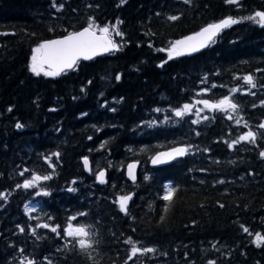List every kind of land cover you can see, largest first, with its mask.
Instances as JSON below:
<instances>
[{
  "label": "trees",
  "instance_id": "trees-1",
  "mask_svg": "<svg viewBox=\"0 0 264 264\" xmlns=\"http://www.w3.org/2000/svg\"><path fill=\"white\" fill-rule=\"evenodd\" d=\"M256 12L264 0H0V264H264V26L246 19ZM227 17L240 22L169 59ZM90 23L118 50L57 77L30 70L41 41ZM225 96L235 110L196 109ZM249 131L254 143H234ZM175 144L182 159L147 165ZM33 175L50 179L17 187ZM120 196L131 197L126 212ZM69 224L90 232L91 248L65 235ZM129 238L155 251L129 259Z\"/></svg>",
  "mask_w": 264,
  "mask_h": 264
},
{
  "label": "snow or ice",
  "instance_id": "snow-or-ice-1",
  "mask_svg": "<svg viewBox=\"0 0 264 264\" xmlns=\"http://www.w3.org/2000/svg\"><path fill=\"white\" fill-rule=\"evenodd\" d=\"M188 2V0H185ZM228 3H237L238 0H226ZM258 18V19H257ZM171 20L177 19L175 16L169 17ZM246 19L253 20L256 23H259L261 26H264V12H256L254 16L246 17ZM240 21L228 17L219 23L210 24L207 27L203 28L201 32L197 33L195 36H190L185 38V40L177 41L175 44L172 45L170 49H168L169 59L173 57V55H183L185 51L187 52H195L198 51L200 48L207 46L208 42L213 40V37L224 27H228L231 24L239 23ZM119 23V22H118ZM92 24H89V27L85 28L82 32L77 33H70L62 40H54L45 42L39 47L33 49V56H32V63L30 66V70L39 75L41 71H43V66L45 64L48 65L50 69H54L52 71H45L44 75L47 76H55L59 75L65 69L73 68L76 64L78 58L81 56L84 59H90L92 55H96L99 51H110V50H118V46L113 43V41L109 38V28L102 27L99 29L101 33L100 36H97L95 32L92 30ZM115 29V26H113ZM117 35H122L119 31H116ZM163 51V49H160ZM120 77L117 76V80ZM246 83L255 87L253 83V78L251 76H246L243 78ZM235 91V89H233ZM201 103L204 104L206 108L215 109L225 111L227 109L235 110L237 105L232 102V100L225 96L223 99L219 100L217 103H209L208 100H203ZM191 110V106L186 104L183 106V109L176 110L175 116L182 117L187 111ZM207 117H205L206 119ZM231 118V117H230ZM196 123V121H193ZM239 123V120H237ZM17 128L22 127V125L17 124ZM260 128H264V124L259 126ZM256 139V134L252 131L247 132L245 135L239 137L238 141H234V143H238L239 141H248L250 143H254ZM229 147H232V144H229ZM187 150L185 148H175L171 152L162 153L161 156L166 157L167 159H172L174 156H182L185 154ZM58 155V154H57ZM261 157H264V151L260 153ZM161 156H157L153 159L154 164L163 163L164 161L161 159ZM84 165L88 167V160L87 158L84 159ZM135 167V165H129L130 175H132L131 170ZM27 171V170H25ZM23 175V173H21ZM134 179L135 177L132 176ZM50 179L49 176H37L33 175L32 180H26L23 185H17V187H24L29 188L34 186L35 181L40 180H48ZM97 180L100 183H104V173L100 172L97 175ZM223 181H221L222 183ZM69 191H75V189H69ZM174 189H167L166 194L164 195L163 199L166 201H171L172 193ZM39 194V193H38ZM47 195V192L43 193ZM0 197H3V193H0ZM131 199L130 196H120L118 198L119 208L122 212H126L127 210V203ZM28 211H33L34 209H27ZM167 210V209H166ZM83 215V213L81 214ZM75 219V217H73ZM41 225H38L40 227ZM42 227L48 228L49 225L44 224ZM244 232H248V228L241 225ZM53 232L56 231V228H51ZM23 231V229H21ZM65 235L71 238L76 239V242L79 244L82 250L91 248L93 245V241L90 239V232L86 230L85 227H73L71 224L64 230ZM255 242L257 246H260L261 243H264V236L257 233L255 237ZM126 243L131 244V255L129 259H132L136 254L143 252H153L155 249L152 248H145L139 249L135 246L132 240L126 241ZM28 264H34L32 260L28 261ZM209 264H214V262L209 261Z\"/></svg>",
  "mask_w": 264,
  "mask_h": 264
},
{
  "label": "water",
  "instance_id": "water-1",
  "mask_svg": "<svg viewBox=\"0 0 264 264\" xmlns=\"http://www.w3.org/2000/svg\"><path fill=\"white\" fill-rule=\"evenodd\" d=\"M227 18H228V17H227ZM224 19H226V18H223V19H221V20H219V21L212 22V23H208V24L202 26V27L200 28L199 32H201V30H202L203 28L207 27L208 25L219 23L220 21H222V20H224ZM87 27H89V26L86 25V26H83V27H81V28H79V29H77V30H74V31L68 32V33H66V34H63V35H61V36H57V37H53V38H49V39H45V40L41 41V42L39 43V45H41V44H43V43H45V42H48V41L62 40V39H64L66 36H68L70 33L82 32V31H83L85 28H87ZM225 28H226V27L222 28L221 30H223V29H225ZM91 30H92L93 32H95V34H96L97 36H100V35H101V33L98 32V31H96L95 29L92 28ZM221 30H220V31H221ZM220 31H219V32L213 37V39H214V38L220 33ZM109 38H110V37H109ZM110 39H111V38H110ZM111 40H112V39H111ZM113 51H114V50H110V51H102V50H101V51H99L98 54H96V55H92L90 59H84V58L81 56L80 58H78L76 64H77L79 61H84V62H85V61H89V60H92V59H94V58H96V57H99V56H102V55H105V54L111 53V52H113ZM76 64L74 65V67L76 66ZM43 67L46 68V69H48V70H50V71L54 70V69H50V68L48 67L47 64H45ZM74 67H73V68H74ZM73 68L65 69V70H63L62 72H60V74L63 73L64 71L71 70V69H73ZM60 74H59V75H60ZM59 75H55V77H57V76H59ZM175 148H185V149H186V146L183 145V144H175V145H172V146H169V147L160 148V149L156 150L155 152H153V153L149 156V158H148V160H147V165H148L149 167H151V168H154V167H161V166H164V165L169 164L170 162H172V161L175 160V159H182V158L185 156L186 152H185L184 155H182V156H174L172 159H167L166 157L161 156L162 153L171 152V151H172L173 149H175ZM157 156H161V159H162L164 162H163V163L154 164V163H153V159L156 158ZM85 158H87V157H83L81 161H82V165H83L84 172H85L86 174H88L89 171H90V162H89V160H88V158H87V160H88V167L86 168L85 165H84V159H85ZM129 165H135V167L131 170L132 175H130ZM138 169H139V161H138V160H129V161H127V162L124 164V167H123L124 175H125L126 179H127L130 183H135V182H136V180H137ZM100 172H103V171H100ZM100 172H99V173H100ZM99 173H98V174H99ZM132 176H134L135 178L133 179Z\"/></svg>",
  "mask_w": 264,
  "mask_h": 264
},
{
  "label": "rangeland",
  "instance_id": "rangeland-1",
  "mask_svg": "<svg viewBox=\"0 0 264 264\" xmlns=\"http://www.w3.org/2000/svg\"><path fill=\"white\" fill-rule=\"evenodd\" d=\"M99 29H100V28H99ZM99 29H97L96 31L99 32ZM108 35L112 38V34H111L110 32H109ZM37 47H39V45H38ZM37 47H35V48H37ZM35 48H34V49H35ZM32 56H33V55H32ZM45 71H50V70H48V69H46V68L43 67V71H41L40 73H41V74H44ZM196 104L199 105V107L197 106L196 109H199L201 106L204 105L203 103L201 104V102H200V103H196ZM196 104H194L192 108H194Z\"/></svg>",
  "mask_w": 264,
  "mask_h": 264
}]
</instances>
